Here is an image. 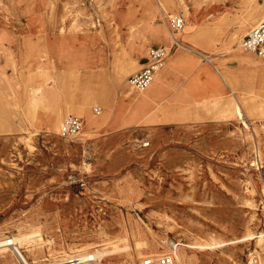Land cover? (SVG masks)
Listing matches in <instances>:
<instances>
[{
	"label": "rangeland",
	"instance_id": "obj_1",
	"mask_svg": "<svg viewBox=\"0 0 264 264\" xmlns=\"http://www.w3.org/2000/svg\"><path fill=\"white\" fill-rule=\"evenodd\" d=\"M186 2L189 18L179 6L173 14L164 0H0V67L19 91L21 109L35 81L22 75L36 72L43 55L66 83L60 106L81 102L87 85L110 93L107 100L88 102L96 123L68 113L66 119L82 120L81 133L71 140L18 116L22 111L11 105L12 91L2 86L0 239L16 235L15 226L27 218L35 220L24 228L42 223V242L52 239L57 255L69 244L97 242L101 228L114 240L126 233L131 248L137 239L166 242L158 254L171 253L180 241L229 240L248 228L264 232V75L237 86L236 95L214 82H223L219 72L257 75L238 57L264 60L240 45L264 20V0H207L203 7ZM170 15L185 20L175 35L179 45L159 68L161 91L139 109L121 97L114 77L135 61L139 68L129 81L145 67L151 48L170 46ZM244 20L247 30L226 45ZM161 26L164 35L157 34ZM212 95L221 96L224 107L234 98L250 127L243 128L235 114L228 120L213 109H195L196 101ZM163 114L170 120L148 123ZM247 199L253 208L243 205ZM137 229L141 234L135 237ZM256 249L249 242L234 250L237 264H250ZM200 257L202 264H233L219 254Z\"/></svg>",
	"mask_w": 264,
	"mask_h": 264
},
{
	"label": "bare ground",
	"instance_id": "obj_2",
	"mask_svg": "<svg viewBox=\"0 0 264 264\" xmlns=\"http://www.w3.org/2000/svg\"><path fill=\"white\" fill-rule=\"evenodd\" d=\"M15 1V0H14ZM25 1V0H18ZM195 5H199L203 7L206 5L207 0H193ZM165 6H167L173 14L177 12V6L184 11L186 18L190 17L191 8L186 0H164ZM67 6V5H66ZM261 17L264 18V9H262V13H260ZM259 15L255 18L257 19ZM260 18V17H259ZM254 19V20H255ZM245 20L241 22L242 26L236 31L232 32L228 35L226 40V45L231 46L239 41L240 36L247 30V26L244 25ZM258 26V25H257ZM256 26V27H257ZM189 22L187 23L188 31ZM255 28V27H254ZM157 34L164 35L165 27L161 26L156 28ZM242 39V38H241ZM241 43V40H240ZM241 45V44H240ZM182 47V46H181ZM143 50L142 48L140 49ZM239 63L244 68H248L249 70H254L257 72V75L241 74V73H233V72H219L222 77L221 82L217 77L214 78L215 84L218 86L222 85L223 87L230 88V91L233 95H236L238 92L237 86H241L246 81L256 80L257 77L264 75V60H258L250 57H238ZM36 64V72L30 71L28 74H23L22 77H28L29 79L34 78V85L30 87V89L26 90L25 98H26V109L22 108L17 103L19 91L13 90L10 82L6 81L5 70L0 67V117H2V86L11 90V97L15 100V102H11L16 110L22 111V113H18V116H23V118L31 125L36 126L37 123H43L52 133L60 134L62 133V128L64 121L67 116H69V112H74L79 116H84L86 118L87 124L90 125L92 123H96L94 117L88 110V102L95 101L96 99L107 100L110 96V93L104 87H91L85 86L83 90V100L78 102L76 105H72L73 103L66 104L68 106H60L58 104V98L61 96L63 92V86L66 84L63 82L62 76L55 73L47 64V56H39L37 57ZM139 65L135 61H128L125 65H123L114 77V82L120 90L121 97L125 100H128L134 103L137 108L141 109L146 107L151 101V99L156 96L161 91V81H163V73L162 69H159L156 72L154 81L151 85L145 90H136L132 87L127 80V77L135 73L138 70ZM52 70V71H51ZM258 77V78H259ZM33 79V80H34ZM39 79V80H36ZM87 84V83H86ZM70 85V84H69ZM78 85V84H74ZM222 88V87H221ZM9 97V96H7ZM229 99V98H228ZM231 98L227 102H225L226 107L222 106L224 103V99L219 95H212L206 98V100L196 101L195 109L204 108L207 111L213 109L216 112H221L220 117L226 118L230 120L236 115L238 121H241L243 128H249L250 124L247 123L242 114L241 106L237 105L234 100ZM223 100V101H222ZM236 100V99H235ZM10 104V103H8ZM70 105V106H69ZM30 110V113L24 110ZM254 109V108H253ZM197 112V110H196ZM228 112V114L224 113ZM168 114H163L161 118L150 120L148 123H162L168 119ZM1 119V118H0ZM148 145V144H145ZM254 166V165H253ZM246 189V188H245ZM251 191V190H249ZM252 193V192H251ZM244 206L254 207V204L247 199V201L243 202ZM169 219V218H168ZM34 218L22 219L21 222L16 225L17 234L2 239L7 241L6 245L15 244L19 249L22 246L28 245V251L19 250L22 257L25 259L27 264H46L44 262L49 261V258L52 257L55 261L51 264H66L69 259L82 256L84 254H92L100 261L111 260L113 264H127L132 263L136 258H142L145 253H149L151 256L158 255V252L155 251L159 246L164 245L166 242L160 243L157 240H140L137 239L135 246L133 248L130 247L127 241V234L120 237L118 240H114L110 233L105 228H101V230L95 235V239L97 242L87 243L86 245L79 244H69L62 252L58 255L55 254V250L51 247L53 245L52 239H45L43 244V238L41 234V230L43 229L42 223L37 224L34 230H26L24 225L27 223H33ZM37 223V222H36ZM252 226V225H251ZM249 227V226H248ZM147 228V227H146ZM153 230V229H152ZM149 231V230H148ZM141 234L139 229L133 232L135 237H138ZM2 232H0V236ZM198 236V235H197ZM236 236V235H235ZM249 242H255L256 245L260 248V250H255L250 256V264H264V260L262 259V253L264 254V232H254L247 229V232L242 237H236L229 240H218L216 237H212L210 240H195L194 242L184 243L179 242L177 245L173 246L174 250L171 251L174 254L175 261L177 264H202V260L200 254L207 256L210 254H219L221 259L224 262H231L233 264H237V253L234 251L239 247L248 244ZM67 243V242H66ZM172 245V244H171ZM251 245V244H250ZM171 248V247H170ZM92 251L90 253H85L86 251ZM10 247H4L0 250V258H2V262L0 264H11L13 262L12 255L15 256ZM161 251V250H160ZM160 254V253H159ZM256 254L255 256H252ZM16 257V256H15ZM60 258V259H58ZM115 261H112L113 259ZM256 259V262L254 261ZM30 259L32 261H30ZM51 260V259H50Z\"/></svg>",
	"mask_w": 264,
	"mask_h": 264
},
{
	"label": "built area",
	"instance_id": "obj_3",
	"mask_svg": "<svg viewBox=\"0 0 264 264\" xmlns=\"http://www.w3.org/2000/svg\"><path fill=\"white\" fill-rule=\"evenodd\" d=\"M168 25L172 32V41L170 46L153 47L147 58L145 67L132 75L129 78V83L132 87L139 90H145L154 81L155 74L162 67L168 53L179 45V41L175 35L183 30L185 20L181 15L168 16ZM241 47L243 50L254 53L264 58V20L254 29L248 31L242 39ZM1 60V59H0ZM82 131V120L77 117H69L64 121L62 133L64 137L74 140ZM7 238V237H6ZM5 239V238H4ZM7 241L0 239V250L4 247H10L15 254L19 264H27L25 259L20 254L23 249H19L15 244L6 245ZM256 262V259L254 258ZM66 264H107L98 260L92 254H84L72 259H69ZM138 264H177L174 254L162 253L155 256L148 255Z\"/></svg>",
	"mask_w": 264,
	"mask_h": 264
}]
</instances>
